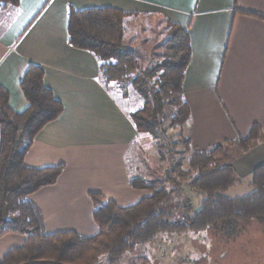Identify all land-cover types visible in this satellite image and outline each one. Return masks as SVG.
Returning a JSON list of instances; mask_svg holds the SVG:
<instances>
[{
  "label": "crops",
  "instance_id": "crops-1",
  "mask_svg": "<svg viewBox=\"0 0 264 264\" xmlns=\"http://www.w3.org/2000/svg\"><path fill=\"white\" fill-rule=\"evenodd\" d=\"M69 5L114 6L133 13L129 23L139 16H165L188 28L192 54L183 89L191 117L182 135L193 149L209 150L247 136L255 123L264 127V18L259 16L264 0H20L0 21V84L10 93L11 107L22 112L29 105L20 81L31 63L44 67L45 84L64 105L25 154L29 166L64 168L55 183L29 199L40 208L48 233L73 230L90 236L99 232L90 193L121 206L138 202L149 193L134 188L130 178H146L138 172L146 170V151L159 147L151 144L150 134L137 132L131 118L143 103L138 92L106 86L98 58L69 44ZM221 158L234 167L236 186L249 187L251 172L264 163V132L249 150L230 144ZM25 240L20 233L2 236L0 257Z\"/></svg>",
  "mask_w": 264,
  "mask_h": 264
},
{
  "label": "trees",
  "instance_id": "trees-1",
  "mask_svg": "<svg viewBox=\"0 0 264 264\" xmlns=\"http://www.w3.org/2000/svg\"><path fill=\"white\" fill-rule=\"evenodd\" d=\"M19 3L20 0H0V10L18 7ZM132 14L114 6L69 5L68 42L98 58L106 86H134L143 98L142 107L131 113L138 133L156 136L161 130L165 134L169 127L183 125L191 117L183 89L192 54L189 30L165 16L145 19L150 21L148 32L156 34L155 26L159 27L160 48L155 63L152 65V56L144 64L136 45L125 42ZM44 76L42 65L28 66L20 86L29 105L22 112L11 107L10 93L0 84V238L8 233L26 236L22 245L10 248L0 257V264H99L102 257L107 259L105 264H121L124 254L135 244L151 243L159 233H197L210 228L225 239L239 229L264 233V163L251 172L247 184L250 192L229 197L226 193L239 180L231 164L218 160L226 144L236 146L240 152L249 150L264 132V127L257 123L247 136L238 135L209 150L193 149L189 138L185 140L192 148L189 169L181 168L180 162L173 163L165 180L176 185L181 179L180 188L186 182L191 189L202 192L201 206L193 216L182 221L168 220L158 207L171 200L174 190L134 176L130 178L134 188L151 192L134 204L121 206L102 193H90L99 225L97 234L86 236L73 230L48 233L43 214L29 194L55 183L64 164L33 167L25 163V154L37 133L64 110L63 102L45 84ZM166 120L170 121L167 126ZM174 145L170 142L168 146ZM163 148L160 144L161 155Z\"/></svg>",
  "mask_w": 264,
  "mask_h": 264
},
{
  "label": "rangeland",
  "instance_id": "rangeland-1",
  "mask_svg": "<svg viewBox=\"0 0 264 264\" xmlns=\"http://www.w3.org/2000/svg\"><path fill=\"white\" fill-rule=\"evenodd\" d=\"M9 9L11 7L0 10V21H6L12 15L14 11ZM146 17L139 16L135 21L131 19L132 23L127 24L125 39L129 37V40H133L132 43L138 48L144 64L147 63V58L150 59L153 56V65L156 60L155 55L160 48V33L157 26H155L156 34L150 30L147 31L148 20H145ZM115 87L120 88L117 85ZM126 87L128 89L134 88L131 84ZM169 123V120L165 121L166 126ZM182 127L179 124L171 126L165 134L158 130L156 136L148 133L151 144L154 141L158 147L160 144L164 145L163 153L161 155V152H157L156 147L152 146L146 151V170L141 168L138 171L145 175L146 178L144 179L150 184L164 187L169 191L174 190L170 195L171 200L160 204L158 207V210L163 212L170 221H182L188 216H193L199 210L202 200V192L191 189L186 182L180 188L181 179L177 180L176 185L165 180L166 173L171 169L173 163L180 162L181 168L189 169L188 163L192 148L185 143V140L188 139L182 135ZM170 142H174L175 145L168 146ZM229 146L230 144H226L224 148L227 149ZM159 153L160 155H158ZM223 154L224 152L218 156L219 161H222L221 156ZM173 176L175 175L173 174ZM250 190L243 182L231 189L227 195L242 196ZM146 191L151 193L149 190ZM209 230L210 228L197 233L189 231L170 234L159 233L151 243L135 244L132 249L124 254V262L121 264H264V233L251 231L248 228L239 229L235 235H229L225 239L219 233L211 230L209 232ZM101 259L103 261L99 264L107 262L105 257Z\"/></svg>",
  "mask_w": 264,
  "mask_h": 264
}]
</instances>
